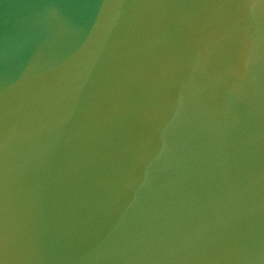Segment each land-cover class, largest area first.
Returning a JSON list of instances; mask_svg holds the SVG:
<instances>
[{"label":"water","instance_id":"95a60500","mask_svg":"<svg viewBox=\"0 0 264 264\" xmlns=\"http://www.w3.org/2000/svg\"><path fill=\"white\" fill-rule=\"evenodd\" d=\"M0 264H264V0H0Z\"/></svg>","mask_w":264,"mask_h":264}]
</instances>
